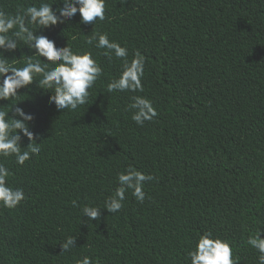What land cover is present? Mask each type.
Wrapping results in <instances>:
<instances>
[{
    "label": "trees",
    "instance_id": "1",
    "mask_svg": "<svg viewBox=\"0 0 264 264\" xmlns=\"http://www.w3.org/2000/svg\"><path fill=\"white\" fill-rule=\"evenodd\" d=\"M40 2L0 0V10ZM94 31L129 59L144 55L142 92H106L121 61L85 43ZM42 34L91 50L103 74L74 112L58 111L35 82L20 90L41 151L22 166L0 157L8 185L25 193L15 209L0 207V264H188L205 231L230 242L237 264H258L246 239L258 228L264 238V0H105L104 21L81 24L77 14ZM20 47L23 60L30 52ZM137 95L158 113L143 126L128 108ZM128 166L154 179L143 203L129 190L109 213L104 201ZM85 204L100 216H80ZM68 235L76 247L61 252Z\"/></svg>",
    "mask_w": 264,
    "mask_h": 264
},
{
    "label": "clouds",
    "instance_id": "2",
    "mask_svg": "<svg viewBox=\"0 0 264 264\" xmlns=\"http://www.w3.org/2000/svg\"><path fill=\"white\" fill-rule=\"evenodd\" d=\"M56 5L55 8L52 5ZM79 14V23L94 25L105 20V0H51V2L33 3L22 7L16 14H8L0 10V157H14L18 165L41 151L38 135L31 130L34 120L32 112H26L20 106V90L28 89L34 82L48 93L49 104L63 112L76 111L79 107L89 105L90 92L96 81L102 76L101 66L93 58L91 50L77 49L69 44L58 46L56 41L42 34L43 30L57 24H65ZM85 43L103 49L101 55L109 61L117 58L121 61V71L118 77L105 85L107 93L142 92L141 78L145 71V57L135 52L131 59L126 47L117 41H110L107 33L92 32L85 35ZM26 46L30 54H25L23 60L15 52L20 45ZM9 53L11 55H6ZM43 61V63H41ZM39 76L40 79H36ZM134 110L131 119L139 126L145 121H151L158 115L152 102L143 96H133L128 106ZM11 113V115L9 114ZM22 137L28 143L22 151ZM10 170L0 163V207L15 209L25 198L22 188L8 185ZM154 177L145 175L132 166L120 172L114 193L105 199L102 207L109 213L121 210L125 193L129 190L137 202L145 200L144 182ZM73 207H78L72 201ZM85 215L89 221L100 216L99 206L85 204L80 208V216ZM261 228L247 236L246 243L259 254L258 264H264V238L260 235ZM61 252H70L75 246V238L68 235L60 243ZM188 264H237L230 242L220 237H214L211 231L199 234L193 246L187 251ZM77 264H100L89 256H84Z\"/></svg>",
    "mask_w": 264,
    "mask_h": 264
}]
</instances>
